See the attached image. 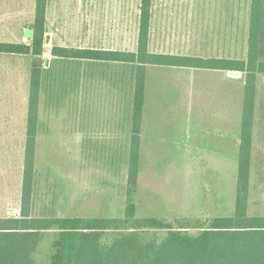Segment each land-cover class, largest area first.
<instances>
[{"label":"rangeland","instance_id":"rangeland-1","mask_svg":"<svg viewBox=\"0 0 264 264\" xmlns=\"http://www.w3.org/2000/svg\"><path fill=\"white\" fill-rule=\"evenodd\" d=\"M250 3L153 0L149 49L204 58H246ZM139 14L140 0L49 1L44 54L37 57L44 79L33 215H124L134 68L57 58L51 51L54 45L137 50ZM34 16L35 0H0V41H26L24 30L31 28ZM31 62L28 55L0 53V216L21 208ZM185 69L148 65L146 70L151 76L165 72L178 80ZM236 80L238 92L239 82L245 83L244 73ZM167 86L174 89L173 83ZM158 87L148 76L145 111L159 125L153 127V145L142 143L135 193L138 215L209 219L230 212L236 202L238 151L236 163L219 161L209 167L207 160H201L198 167H181L186 110L173 91L165 102H154L156 98L150 96ZM255 108L248 205L251 215H264V74L257 77ZM181 174L215 181L181 183ZM195 185L198 213H192L193 204L184 205L180 189L193 191ZM185 210L188 213L179 214Z\"/></svg>","mask_w":264,"mask_h":264},{"label":"trees","instance_id":"trees-1","mask_svg":"<svg viewBox=\"0 0 264 264\" xmlns=\"http://www.w3.org/2000/svg\"><path fill=\"white\" fill-rule=\"evenodd\" d=\"M49 1L35 0L30 42L0 41V53L32 57L21 208L16 214L0 216V264H264V215H249L248 211L257 77L264 74V0H251L248 52L242 59L150 51L153 0H140L137 50L53 46L51 53L57 58L124 63L134 68L127 204L123 216L32 213L44 79V69L37 57L44 54ZM148 65L232 69L244 73L233 215L194 221L138 215L135 193L142 166L141 132Z\"/></svg>","mask_w":264,"mask_h":264},{"label":"crops","instance_id":"crops-1","mask_svg":"<svg viewBox=\"0 0 264 264\" xmlns=\"http://www.w3.org/2000/svg\"><path fill=\"white\" fill-rule=\"evenodd\" d=\"M30 35L31 29H25L24 38L26 41L23 42H28ZM177 67L186 68L181 72L183 75L182 77L179 76L178 80L175 75L168 78L169 73L165 72H158L159 74H155V76H151L147 73V78L150 76L158 82V91H152L150 96L156 98V101L153 99L154 102H165L164 97L166 98L169 93L173 91L174 94L177 96L179 95V102H181L184 110H186V112L182 114L183 119H185V125H183L185 134L182 137L185 150L181 158V167H198L200 164L202 165V163H200L201 160H207L206 166L209 167L219 164V161H224L223 163L225 164H229L230 162L236 163V152L238 151L239 154L240 148L241 118L243 116L244 100L243 83L239 82L240 89L237 92L236 77H242V73H238L237 70L232 69ZM170 83L174 84V89L172 91L166 89L169 87L167 85ZM146 94H148V92ZM154 119V115H146L144 109L141 149L142 143L144 142L149 144V146L153 145L152 136H155V134H153V127L159 125L154 122ZM203 152L205 157L202 155ZM214 161L217 163L215 164ZM206 180L202 175L198 174L188 176L184 174L180 175L181 183L199 184ZM214 181L215 179L210 177L207 180V182ZM216 182H220V180L218 179ZM196 187V185L192 187L194 189L193 191L180 187L181 193L184 195L183 199H185V206L193 204L195 207L198 202L196 198L198 197L199 190H197ZM207 189L212 191L214 187H208ZM218 197L219 196H217V198ZM193 199L196 200L194 203L192 202ZM193 209L195 211H192V213H198L197 207ZM234 211L235 205H233L230 212H223V215L213 214L211 218L217 216H231ZM18 212V210H13L11 214H16ZM184 213L186 214L188 211L185 210V212L183 211V213L180 212L179 214ZM249 215H251L250 212ZM196 219H200V217L185 220L194 221ZM191 231L195 232L196 229H192Z\"/></svg>","mask_w":264,"mask_h":264}]
</instances>
